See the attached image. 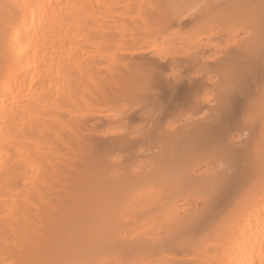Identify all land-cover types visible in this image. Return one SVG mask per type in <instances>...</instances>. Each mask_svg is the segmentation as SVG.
Instances as JSON below:
<instances>
[{
    "label": "bare ground",
    "instance_id": "1",
    "mask_svg": "<svg viewBox=\"0 0 264 264\" xmlns=\"http://www.w3.org/2000/svg\"><path fill=\"white\" fill-rule=\"evenodd\" d=\"M0 264H264V0H0Z\"/></svg>",
    "mask_w": 264,
    "mask_h": 264
}]
</instances>
